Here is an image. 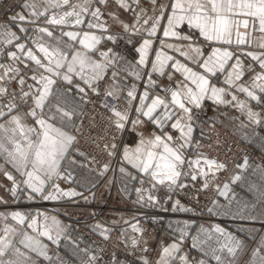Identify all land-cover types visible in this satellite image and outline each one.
Returning <instances> with one entry per match:
<instances>
[{
	"label": "snow or ice",
	"instance_id": "obj_1",
	"mask_svg": "<svg viewBox=\"0 0 264 264\" xmlns=\"http://www.w3.org/2000/svg\"><path fill=\"white\" fill-rule=\"evenodd\" d=\"M107 2L108 0H95L96 4L101 5H106ZM116 3L125 11L133 12L134 22L130 23L119 21L113 12L108 13L114 22L119 21L124 32L140 33L141 29L147 26L144 31L147 32L149 38L141 37L142 43L136 49L140 57L138 64L143 67L150 66L152 73L164 75L166 62L172 61L171 67L184 77L183 81L175 85V90L162 89L165 93L170 91V99L167 95L164 97L156 95L150 98L147 91L139 97L140 106L135 109L138 116L130 123L133 127L142 124L140 116H143L159 130V134L148 137L141 135L140 142L135 149L130 151L127 147L124 148L123 158L137 172L144 174L153 187L165 185L169 192H174L177 188L183 189L188 186L183 180L196 181L198 177H203V187L207 188L210 183L209 177H215L212 169H225L226 165L208 159L199 152L195 159H186L184 150L191 145L192 141L194 109L201 108L206 98L217 104L226 103L224 96L230 93L226 92L225 88L212 85L208 76L194 71L179 60H175L173 56L162 55L161 52L155 51L152 48L154 41L151 38L157 36L159 27L164 38L171 37L178 41L189 42L192 40L191 33L183 35L177 31L181 25L187 24L190 29L197 30L209 44L217 45H232L234 38L236 45H248L252 33L258 31L261 33V43L257 46L264 49V0H170V3L166 5L160 4L159 0H150L152 16L148 15V10L139 8L140 0H131V3L127 0H116ZM132 4H135L139 10L133 9ZM41 7L43 11L40 10ZM23 8L28 10V15L14 14L11 17L12 24L17 25L22 33L28 32L23 25L31 24L34 26L35 34L51 38L54 45L45 46L39 43L36 51L42 55L38 56L32 48L25 44H16V51L7 52V57L12 63L0 64V121H3L0 123V158H3L5 165H10L15 173L22 177L20 184L28 190L29 200L34 199L35 196H40L44 200H55L58 198L57 193L67 197L76 196L78 193L75 191H64L59 188V185H53L55 191L47 192V194L45 188L52 177L60 176L61 161L67 158L69 149L76 139L63 130L64 121L72 120L75 114L74 109L70 111L67 107L69 94L74 91L84 101L88 96L86 88L97 91L93 87V82L104 78L108 66L114 63V57L109 55L111 52L109 49L100 54V59L104 63L93 60L89 53L95 54V46L100 43L101 37L89 32H84L81 36L77 32L63 31V28H76L83 25L85 21L82 17L85 15L93 18L87 23L89 29L95 28L101 33H108L109 25L103 19L104 13L101 8L93 6V0H83L79 4L73 3V0H31V2L25 0ZM59 8L69 10L60 15L47 16L50 9ZM41 17H45L43 21L45 24L60 27L61 36L78 42L81 48H73L72 51H65L61 48V41L54 35V30L41 26L38 22ZM241 28L245 30L243 34L240 31ZM4 32L9 42L20 39L16 32H9L7 29ZM107 39L115 41V37L110 34ZM159 43L162 47L179 53L185 60L191 59L203 68L205 73L211 75H215L217 70L227 71V65L231 68V71L227 72L225 81L229 88L234 85L235 81L242 78L244 70L241 67L239 56H235V50H222L214 47L206 59L200 60L198 58L203 56V52L190 42L180 47L165 44L164 41H159ZM150 50L155 56V61L149 60ZM243 55L251 56L252 60L258 61L261 72L253 77L251 87L240 84L238 90L246 93L251 99H257L255 89L259 88L261 92H264V83H257L264 81V51L260 55L250 51L244 52ZM234 58L235 63L229 65L228 62ZM147 75L150 84L154 85L155 81L152 80L151 73ZM77 76L84 86L74 83V78ZM112 76L115 80L118 71L113 70ZM137 79H139L138 74ZM60 81L67 85L63 92L57 88ZM13 82L18 86L15 90L10 87ZM189 85H193L194 88ZM135 93L134 86L127 92V96L131 98L129 108L131 100L137 99ZM106 95L119 99L115 91H108ZM149 99L151 102L146 103ZM231 99L235 101L237 97L231 95ZM239 106L244 108L243 104ZM110 111L116 117L112 122L114 129L122 133L126 123L129 122L128 110L120 111L117 106H113ZM247 115L250 120L261 122L256 119L255 112L249 110ZM58 118L60 127H57ZM169 122L171 129L178 131L179 136L164 131ZM105 148L110 149L108 155L113 156L116 154L117 144L105 145ZM247 164L248 160L245 158L243 164H238L237 167L244 169ZM185 168L188 170L185 171ZM108 170L109 164H105L103 172ZM119 171L129 175L131 179L136 178L128 173L125 167H120ZM0 174L12 182L8 191L16 199L17 192L23 191L17 184L16 176L5 167H0ZM61 178L68 179V177ZM240 179L241 177L236 175L232 183ZM228 189V183L223 184V191L217 186L220 195H225ZM137 193L140 201H143L142 190L137 189ZM147 200L155 202L156 198L149 195ZM176 210L187 209H180L179 201H177L173 205V211ZM208 211L212 212V209L209 208ZM2 219L7 220L8 217L4 216ZM11 219L21 226H24L26 222V217L18 211L11 214ZM35 225H37V220L32 218L26 226L37 231L39 235L46 236L48 240L59 246L58 237L63 229L59 227L58 221L53 219L56 239L51 235L53 230L51 227L44 225V231L39 232L38 228L34 227ZM16 231L17 229L7 226L3 229V235L0 236V264H35L29 253L47 256V246L34 237L25 235L22 230L20 234L24 235V240L21 244L26 251L14 247L13 241L9 239V233L15 234ZM215 231L223 234L220 228H216ZM107 238L105 236V239ZM228 239L232 242L233 238L229 236ZM261 247H264V244ZM224 248H227L229 255L234 256L236 249H242V244L237 240L231 246L223 245L219 251L222 252ZM143 250L147 251L146 248ZM176 250L178 246L175 244L171 248L164 247L160 264H169L171 253ZM215 252L216 250H213V255ZM258 255L259 250H254L253 264ZM215 258L218 262L221 261L219 255ZM96 259L95 256H90L88 264H95ZM259 259L260 264H264V256H260ZM144 264H148V261L144 260ZM200 264H203V261ZM229 264L232 262L229 261Z\"/></svg>",
	"mask_w": 264,
	"mask_h": 264
},
{
	"label": "crops",
	"instance_id": "obj_2",
	"mask_svg": "<svg viewBox=\"0 0 264 264\" xmlns=\"http://www.w3.org/2000/svg\"><path fill=\"white\" fill-rule=\"evenodd\" d=\"M29 2H31V0H29ZM82 2L83 0H73V3L76 4ZM127 2L131 3V0H127ZM9 3V0H0V60L8 59L7 52L16 51V44H25L27 47L32 48L38 56L42 55L36 51L37 45L39 43H43L45 46L50 44L54 45V41L46 36L35 34L34 26L31 24L23 25V27L28 29V32H20L19 27L12 24L11 17L16 13L28 15V10L23 8L25 0H18V2H11V4ZM159 3L166 5L170 3V0H159ZM4 5H7V7L3 8ZM93 6L100 7L104 13L103 19L106 20L109 25L108 33H101L95 28L89 29L87 23L93 20L90 15L82 17L85 21L83 25L77 26L76 28H63V31L77 32L81 36L84 32H89L101 37L100 43L95 46V54L92 55V53H89L92 56V59L99 63H104V61L100 59L101 53L111 49L116 40L121 39L123 42L122 51L116 52L111 50L109 55L114 57V63L108 66L106 74L102 80L93 82V87L104 85L114 90L119 95L122 103L129 104L131 98L127 96V92L134 86L137 99L131 100V103L133 102L135 109L140 106L139 97L145 91L148 92L150 98L156 96V94H152L145 89L144 86L155 89L170 82L173 84L172 90H175V85L183 81L184 77L180 72H176L171 67L172 61L166 62L164 75H161L160 73H152L150 66L143 67L138 64L140 57L136 49L139 48L142 43L141 37L149 38L147 32L144 31V28H147V26H144L140 33L130 34L124 32L119 21H122L123 23L134 22L132 11H125L116 3V0H108L106 5L96 4L95 0H93ZM132 8L137 11L139 10L135 4H132ZM139 8L148 10V14L152 16L153 12L151 11L152 5L150 0H140ZM40 10L43 11V8L41 7ZM66 10L69 9H50L47 16L51 17L52 15H60ZM109 12L115 13L119 18V21L114 22L108 15ZM44 19L45 17H41L38 22L41 26L49 27L54 30V35L61 41V48L65 51H72L73 48H81L78 42H74L67 37H62L60 27L47 25L43 22ZM164 26H166V24ZM5 29L9 32H16L20 39L9 42L6 38V33L4 32ZM177 31H180L183 35L191 33L192 40L189 42L192 43L193 46L199 47L203 52V56L198 58L200 60L206 59L211 54L214 47H219L222 50H235V56H239L241 67L244 71L242 72L241 80L235 81L234 85L229 88L225 81L227 79V72H230L231 68L227 67V65V71L225 72L217 70L215 75L205 73L204 69L199 67L198 64L191 59L185 60V58L180 56L179 53L174 52L167 47H162L159 43V41H164L165 44H173L176 47H180L182 44L189 42L178 41L171 37L164 38L159 27L157 29V36L151 38L154 41L152 48L155 51L161 52L162 55L173 56L175 60H179L187 67L208 76L212 85L219 88H225L226 92L230 93L224 96L226 103L217 104L211 99L206 98L201 106L204 110L201 117L202 120L219 126L233 137L248 143L264 155V92H261L259 88H256L255 95L257 96V99H251L246 93L238 90L240 84L251 87L253 84V77L261 72L258 61L252 60L251 56L243 55L244 52L248 51L260 55V53L264 51V49L257 46L261 43V33L258 31L252 33V38L248 45L238 46L235 43V38L233 39L232 45L209 44L208 41H205L204 38L199 35L197 30L190 29L187 24L181 25ZM240 31L242 34L245 32L243 28H241ZM109 34L115 37L114 42L107 39ZM149 60L155 61V56L151 50L149 53ZM234 63L235 58L228 62L229 65ZM20 67H23V65H20ZM249 68L252 70L249 71ZM113 70L118 71V76L115 80L112 76ZM147 73H151V78L155 81L154 85L150 84ZM137 74L139 75V79H137ZM74 83L84 86L78 76L74 78ZM257 83H264V81H258ZM189 86L194 88L193 85ZM10 87L14 90V87L17 88V85L13 82ZM66 87L67 85L63 81H60L57 84V88L61 92H63ZM86 91L89 94L92 90L86 88ZM231 95H235L237 100L233 101ZM168 98L170 99V94L168 95ZM150 102V99L146 101V103ZM241 104L244 105L243 109L239 106ZM84 105L85 101L80 99L79 94L74 91L69 94L67 107L70 111L73 109L75 110L72 120L64 121L65 126L63 130L69 135L76 126L78 117ZM249 110L257 114L256 119L260 120V123H257L256 120L249 119L247 115ZM137 116L138 114L136 113V118ZM140 119L142 124L137 125L136 127H133L132 125L133 128L130 132L131 135L128 133L126 143L121 151L117 176L119 188L121 190L119 193L121 199L125 201L126 198V201H128L127 203H129V201L132 203L137 202L153 208H165L169 211H173V205L179 201L180 209H187L173 211L179 213L177 217H145L144 220L148 221V223L155 224L157 233L162 232L165 235L163 240H161L160 234L158 239L154 238L148 241L151 245L156 244L155 252L152 256L153 262H155V264H160L163 248H171V246L175 244L178 246V250L171 253L169 264H200L201 261H203V264H229V261H231L232 264H253V251L257 249L259 250V255L255 258V264H260L259 257L264 256V247H261V245L264 244V164L258 163L254 159L247 158L248 164L244 169L237 167L219 169L224 173V178L220 182L219 188L223 191V184L228 183L229 189L226 191L225 195H220L217 190L215 196L207 205L205 213L213 216L214 219L195 220L190 216L186 217L184 213L193 214L196 212L198 213L199 210L195 207L189 206L187 200L182 196H171V200L168 203L162 204L161 199L164 194H157L152 183L147 180V177L144 174L137 172V170L132 168L123 158L124 148L127 147L130 151L135 149L140 142L141 135L148 137L149 135L159 134V130L150 121L143 116H140ZM2 122L3 121H0V123ZM60 126L58 118L57 127ZM193 129L192 136L196 130L195 124L193 125ZM164 131L171 133L174 136H179L178 131L171 129L170 122L165 127ZM129 137L131 142L129 141ZM81 153L83 152L74 146L69 149V155L65 160L61 161V167L59 169L60 176L52 177V179L45 185L46 194L47 192L55 191L54 187H52L53 185H59V188L64 191H75L77 193L79 190L92 185L99 178L100 171L87 168L84 163V153L83 155H81ZM196 156L197 155H185L186 159H195ZM72 161H75V163H72ZM243 162L241 164H243ZM0 167H5L8 171L13 172V175L16 176L17 184H19L20 189H23V191L17 192V198L14 199L8 191L12 186V182L8 181L2 174H0V236L3 235V229L7 226L9 228L17 229L15 234L9 233V239L13 241L14 247H18L22 251H26V249H24L21 244V241L24 240V235L20 234L21 230L25 235L32 236L42 244L46 245L47 256H40L37 253H29L35 264H85L86 243L88 241L86 235L94 234L97 236H105L114 230L113 228L99 222L90 214L88 209L84 208H67L65 213L69 218L64 219L40 212L34 207L13 206L12 204L17 200L28 199V190L23 184H20L22 177L18 173H15L10 165H5L3 158H0ZM120 167H125L127 172L136 178L131 179L129 175L122 174L119 171ZM187 170L188 169L185 168V171ZM236 175H239L241 179L232 183V179ZM61 177H68V179ZM183 182L188 185L183 189L179 188L183 192L190 191L194 186L204 188L203 177H198L196 181L188 179L183 180ZM137 189H141L143 195H146V197L149 195L154 196L156 201L149 202L145 197L143 201H140ZM57 196L58 198H68L67 196L59 195L58 193ZM38 197L40 196H35L34 199ZM116 197H113L112 199L114 200ZM101 198L104 197L101 196ZM209 208L212 209V212L208 211ZM17 211L26 217L24 226L19 225L17 221L11 219V214ZM112 214L118 213L112 212ZM4 216H7L8 219H2ZM134 216L135 215H132L130 217ZM45 217H47V219H45ZM32 218L37 220V225L34 227L38 228L39 232L44 231V225L51 227L53 229L51 235L54 239H56L57 236L56 227L53 225V219L59 222V227L63 229L58 237L59 246L54 244L51 240H48L46 236L39 235L37 231L27 228L26 225L31 222ZM109 218L116 223V218ZM216 228L222 229L223 234L215 231ZM124 234L129 237V232L126 231ZM229 236L233 238L232 242L229 241ZM237 240L242 244V249H236L234 256L229 255L227 248H224L222 252L219 251L223 245L228 244L231 246V244ZM126 242H129V238ZM51 246H54L56 251L50 254ZM213 250H216L215 255H213ZM216 255L221 257V261L218 262L216 260ZM95 264L97 263L95 262ZM112 264H129V262L126 258H115Z\"/></svg>",
	"mask_w": 264,
	"mask_h": 264
},
{
	"label": "built area",
	"instance_id": "obj_3",
	"mask_svg": "<svg viewBox=\"0 0 264 264\" xmlns=\"http://www.w3.org/2000/svg\"><path fill=\"white\" fill-rule=\"evenodd\" d=\"M13 2L14 0H9ZM12 63L9 59H1L0 64H10ZM110 66V65H109ZM31 81H29L30 83ZM137 82V81H136ZM18 87V86H17ZM150 93L160 95L161 97L168 96V93L162 91V89L172 90L173 84L170 82L165 83L163 86L152 89L151 87L144 86ZM97 91H91L85 101V105L78 117L76 126L70 135L74 136L76 139L73 146L80 149L84 154L86 159L84 163L87 168L93 170H99V178L89 187L79 190L78 195L62 198L59 197L55 200H44L41 197L36 201H29L25 204H21L26 207H34L40 212L59 217L67 218L63 209L66 207L84 208L91 207V214L102 224L113 228L114 230L105 236H97L94 234H87L90 237V242L96 248L95 257L97 264H112L113 257L115 258H126L129 261V246L124 243L126 235L124 232L129 231V222L124 220V224H117L113 220L107 221L100 218L103 210H117V207L110 204L113 197L116 194L119 195L115 185L119 188L117 180L118 165L121 156V150L126 142L129 131H131L132 124L131 120L136 119V112L133 102L129 108V104L122 103L120 98L114 99L113 96H107L108 91H114L104 85L95 86ZM17 89L14 87V90ZM117 94V93H116ZM118 95V94H117ZM119 96V95H118ZM113 106H117L118 110L125 111L128 110L129 122L126 123L125 129L122 133H118L113 127V121L116 117L110 111ZM204 113L203 108L194 109V124L196 125V130L192 136L191 145L187 147L185 155H197L199 152L204 156H211L222 161L226 166L237 167L241 164L245 158L254 159L256 162L264 164V155L250 146L248 143L241 141L240 139L233 137L228 132L224 131L219 126L213 123L204 122L202 120V115ZM115 137V139H114ZM112 143L117 144L116 154L113 156L108 155L110 149H106L105 145H111ZM105 164H109V170L103 172ZM238 168V167H237ZM103 173V175H101ZM223 175L215 173V177H209L210 183L207 188H198L194 186L190 191L183 192L177 188L174 192H169L165 185H156L154 190L157 194H164L162 196V204H166L171 200V196L177 195L182 196L187 200L189 206L196 207L202 214H184L190 216L194 219H204L212 220L213 216L206 214L207 205L212 200L217 192V186H219ZM120 189V188H119ZM122 194V193H121ZM104 197L102 204L97 203L98 198ZM120 196V195H119ZM145 198L146 195H144ZM90 198L91 203L83 202L85 199ZM125 200H127L125 198ZM107 202V203H106ZM130 202V201H129ZM106 203V204H105ZM19 205V204H18ZM152 210L149 207H146ZM155 210V209H153ZM158 211H164L163 216L177 217L179 213H175L169 210L157 209ZM151 212H142L136 215V221L130 222V225L140 223V218L147 217ZM158 214V213H153ZM151 227L155 229V238L158 239L159 235L161 240L165 237L164 233H157L154 223H150ZM152 232V229H147L148 235L139 240L140 251L142 252V258L149 259L155 252V245L147 244V237ZM162 242V241H161ZM147 249L144 251L143 249ZM55 247H50V254L54 252Z\"/></svg>",
	"mask_w": 264,
	"mask_h": 264
},
{
	"label": "rangeland",
	"instance_id": "obj_4",
	"mask_svg": "<svg viewBox=\"0 0 264 264\" xmlns=\"http://www.w3.org/2000/svg\"><path fill=\"white\" fill-rule=\"evenodd\" d=\"M13 2H18V0H14ZM6 7H7V5H4L3 8H6ZM148 15L150 16V14H148ZM122 49H123V42L121 41V39L120 40H116L115 43H113V46L111 48V50H114L116 52H120V51H122ZM132 128L133 127L131 126V130H132ZM130 132L131 131H129V135H131ZM130 137H129V141L131 142ZM84 156H85V154H84ZM187 156H191V155H187ZM205 157H208L209 159L216 160L219 163H223L222 161H220V160H218L216 158H213L211 156H205ZM84 159H85V157H84ZM226 167H230V166H226ZM218 170L219 169H215V168L212 169L213 172L218 173V174H222L223 175V178H224V173L221 172L220 170L219 171ZM117 176H118V172H117ZM223 178H222V180H223ZM219 185H220V183H219ZM115 187H116L118 193H120L121 190L117 187V185H115ZM116 196H118V197H116ZM173 196H176L177 197V195H173ZM115 197L116 198L114 200L113 199L111 200L110 204L113 205V206H115V207H117V210H115V211H112V210H103L100 218H103V219H105L107 221H111L112 220L109 217L116 218V223L117 224H124L125 223L124 220H127L128 219L126 221V223L129 222V231H128L129 232V237L126 236L125 237V240H124V243L129 246V261L128 262H129V264H144V260H147V259L142 258V256H141L142 255V252L139 249L140 248L139 240L141 238L146 237L148 235L147 229H152V232L150 231L151 233L147 237V244L148 245H151V244H149L148 241L150 239H154L155 238L156 232L154 230V227H151V224L148 223V221L144 220L145 217L140 218V223H136V224H134L132 226L130 225V222L132 221V218H134L133 220L136 221V219H137L136 215H139V214H141L142 212H145V211L152 213L149 216H156V217H159V218H161L163 216L161 214H165V212L164 211H158L157 209H160V208H153V207H150V206H148L146 204H141V203H137V202H133L132 203L131 201L129 203H127L128 201H126V200L123 201V199H121V197L118 194H116ZM178 197H180V196H178ZM38 198H36V199L38 200ZM36 199H34V200H28V199L17 200L12 205L13 206L26 207V206H22L21 204H25L26 202H29V201H35ZM103 200H104V198H98L96 200V202L102 204ZM112 201H113V203H112ZM161 201H162V199H161ZM83 202H85V203H91L90 198L85 199ZM92 205L93 204L91 203V207L93 208ZM91 207L90 206L89 207H84V209H88L89 212H90V214H91V211H90V209H92ZM146 207H149L152 210H149ZM67 208H75V207H66V208L63 209V213H65V210ZM153 209H155V210H153ZM161 209L164 210L165 208H161ZM165 210H167V209H165ZM132 211H134L135 213L132 212ZM107 212H109V213H107ZM112 212H117L118 214H112ZM154 212L155 213H158V214H153ZM175 213H177V212H175ZM184 214H188V213H184ZM197 214H202V213L198 212ZM65 215H66V213H65ZM132 215H135V216L134 217H130ZM185 216L188 217L187 215H185ZM67 218H69V217L67 216ZM64 219H66V218H64ZM70 219L73 220L72 218H70ZM195 220H204V219H195ZM86 237L88 238V241L86 243L85 264H88L89 257L90 256H95L96 248L90 242V237H88L87 235H86ZM128 238H129V242H126L128 240ZM55 251H56V249H54V252ZM147 261H148V264H155V262H153V259L151 260V258H150V260L148 259Z\"/></svg>",
	"mask_w": 264,
	"mask_h": 264
},
{
	"label": "bare ground",
	"instance_id": "obj_5",
	"mask_svg": "<svg viewBox=\"0 0 264 264\" xmlns=\"http://www.w3.org/2000/svg\"><path fill=\"white\" fill-rule=\"evenodd\" d=\"M155 213V212H154Z\"/></svg>",
	"mask_w": 264,
	"mask_h": 264
}]
</instances>
